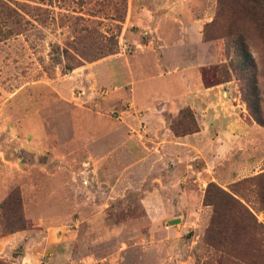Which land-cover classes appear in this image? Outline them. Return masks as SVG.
Segmentation results:
<instances>
[{"label":"rangeland","instance_id":"rangeland-1","mask_svg":"<svg viewBox=\"0 0 264 264\" xmlns=\"http://www.w3.org/2000/svg\"><path fill=\"white\" fill-rule=\"evenodd\" d=\"M195 7L206 43L168 52L158 31L130 26L128 0L0 1V264L261 258L264 29L247 0ZM239 34L252 62L234 50ZM210 182L252 215L219 217L245 225L224 252L206 239ZM18 215L25 228L11 231Z\"/></svg>","mask_w":264,"mask_h":264},{"label":"crops","instance_id":"crops-1","mask_svg":"<svg viewBox=\"0 0 264 264\" xmlns=\"http://www.w3.org/2000/svg\"><path fill=\"white\" fill-rule=\"evenodd\" d=\"M197 0H128L127 21L130 26H136L140 29L158 31L157 36L161 39L160 45H163V51L176 50L191 52L194 44L206 43L201 39L203 12L198 14L195 4ZM200 10H202L200 8ZM164 31H169L164 34ZM169 35V37H165ZM184 36V38H180ZM195 38H192V37ZM172 37V38H170ZM195 42V43H194ZM168 50V52H169ZM167 53V52H166ZM166 56H168L166 54ZM184 68H189L194 61L193 58L184 56ZM190 81L183 80L186 85ZM229 82V81H228ZM228 82L222 83L227 84ZM200 85V82L198 81ZM229 84V83H228ZM187 89V86H186ZM171 94L172 88H170ZM180 93V92H179ZM178 93V94H179ZM181 93H184L181 92ZM169 94V95H171ZM186 95V94H185ZM199 134V132L187 136L174 137V141L186 144L189 136Z\"/></svg>","mask_w":264,"mask_h":264},{"label":"trees","instance_id":"trees-1","mask_svg":"<svg viewBox=\"0 0 264 264\" xmlns=\"http://www.w3.org/2000/svg\"><path fill=\"white\" fill-rule=\"evenodd\" d=\"M247 3L252 6V8H250V10L248 11V16L252 18L257 24L258 22H260L259 26L263 30L264 29V0H247ZM5 8L8 10V7H5ZM233 46H234L235 52L241 57V60L243 61L249 60L250 62H252V59H250L251 58L250 53L247 49V46L241 34H239L237 39L234 41ZM61 52L64 58L66 59L73 58L67 48H62ZM111 54H114V51L110 48H107V49L105 48L104 50H100L96 53H93V55H91L90 60L99 59L101 57H105ZM72 69L73 67L71 65H68V64L65 65L66 71H70ZM247 98L249 102V100H251L250 93ZM197 130H198L197 128H194L193 130L188 131L186 133L195 132ZM8 199L19 202L16 192L12 193ZM221 199H226L227 204L222 206L225 202H223ZM205 201L209 202L214 207V214H213L212 221H211L210 227L206 235V239L211 240L212 241L211 245L220 248V250L223 252L227 248H235L236 245L239 244L240 233L245 232V225H241L238 221H236V224L233 223V221L232 222L224 221V219L227 216L230 219H232L229 215H225L221 221L219 220V217H221V215L225 213L226 209H228L229 211H231V209L235 210V212H237L238 214L237 217H241L242 212L249 215V217H252L250 211L244 205H242L240 201H238L231 194H229L228 192H226L224 189H222L221 187H219L217 184L213 182H210L206 188ZM14 212H18V209H15ZM14 222H15L14 223L15 225H10L11 231L25 228V224H24V221L21 215H18L17 217H15ZM252 227L255 233L264 234L263 224L253 221ZM256 251L258 252L257 255L260 254L261 258L258 261L254 262L253 264H264V241H261V240L259 241ZM238 254H242V253L239 252Z\"/></svg>","mask_w":264,"mask_h":264}]
</instances>
